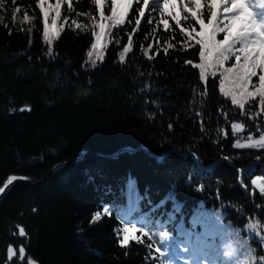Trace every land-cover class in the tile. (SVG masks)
Returning <instances> with one entry per match:
<instances>
[{
	"label": "trees",
	"instance_id": "16d2710c",
	"mask_svg": "<svg viewBox=\"0 0 264 264\" xmlns=\"http://www.w3.org/2000/svg\"><path fill=\"white\" fill-rule=\"evenodd\" d=\"M208 3L202 1L205 20ZM37 4H0V186L9 176L40 177L14 183L0 198V264H211L216 251L197 250L195 236L186 232L207 228L212 217L219 218L226 241L218 234L208 243L235 249L233 264H258L264 258V194L252 181L264 183V149L233 147L249 134L264 135L258 102L246 105L245 115L220 93L218 73L201 81L194 67L199 45L186 40L169 16L164 28L155 0L143 17L137 11L142 1L133 0L95 65L87 58L94 40L89 18L98 7L93 0H62L60 23L67 18L68 24L50 46ZM178 12L180 27L194 28L195 37L199 25ZM73 19L85 27L71 25ZM129 34L133 49L122 63L119 52ZM149 46L152 59L144 54ZM121 148L132 150L111 157ZM80 149H86L82 158L71 162ZM170 149L193 152L203 166L176 151L162 162L148 154ZM140 198L152 231L172 236L161 243L157 237L151 247L142 237L143 243L121 248L124 222L117 212ZM9 246L15 255L8 260ZM18 246L25 249L21 261Z\"/></svg>",
	"mask_w": 264,
	"mask_h": 264
},
{
	"label": "snow or ice",
	"instance_id": "6c2138e0",
	"mask_svg": "<svg viewBox=\"0 0 264 264\" xmlns=\"http://www.w3.org/2000/svg\"><path fill=\"white\" fill-rule=\"evenodd\" d=\"M135 2L141 4V0H135ZM61 3L62 0H56L53 6L47 3V0H38L37 7L43 16V40L49 46L60 36L64 26L68 24L67 18L64 19L63 23H60ZM93 3L103 9L104 0H93ZM0 4H3V0H0ZM218 4L223 7V20H220L219 17ZM229 4L231 6H228ZM132 6L133 0H123L122 4L118 3L117 0H111L110 15L106 16L105 12L101 10L99 12V20H95L92 17L89 18L93 20L91 28L94 41L91 43V50L87 55L93 65L98 60L103 59L106 45L113 41L112 29L124 24L129 9ZM256 6L246 4L245 0H210L207 5L208 16L206 20L202 15L201 9L203 5L201 0H190L189 3L184 4H180L179 0H163L160 8V17L162 18L160 22L165 29L168 28L169 24L168 20L163 19V17L169 16L175 21L176 26L180 28L186 40L194 39L195 43L199 45L200 63L194 65V67L199 69L200 80L206 81L209 76H215L218 73L220 93L224 98L230 100L231 105L237 106L245 115L247 114L246 105H251L252 102H258L259 111L264 112V18H262L264 17V12L261 15H256L253 11H250V9H254ZM258 6L264 9V0H261ZM146 7H148V0H142V6L137 9L140 17L145 15ZM177 7H180L181 11L186 14L183 19L187 20L190 18L199 25L200 30L196 32L195 37L193 36L194 28L186 30L184 27H180L181 12H175ZM19 11L18 7L14 9L13 19H15V13ZM68 11H73L71 3L68 4ZM174 12L175 14H173ZM50 14L54 15L50 16ZM23 19L24 21H29L30 17L27 12L24 13ZM147 22L149 24L153 23L151 19ZM140 24L141 20L137 18L135 25L139 26ZM71 25H74L76 28L85 27V25H81L75 19L71 21ZM220 34H222V39L218 38ZM115 43L120 44V40L117 39ZM171 47L172 45L168 44L164 48L165 53ZM132 49L133 38L129 34L127 43L124 44L122 51L119 52L120 62H124L125 57ZM150 51L151 47L149 46L144 54L149 59H152L149 56ZM49 53L51 54V47H49ZM230 61L231 64L229 65ZM24 110L21 109V111ZM232 129L234 131L241 130L242 125L232 124ZM247 141V143H241L237 140L233 144V147L236 149H264V135H261L256 140L249 135ZM124 151H128V149L125 148ZM165 159H167V156L161 155L158 157V162H162ZM224 159H228V157ZM15 179L16 177H11L8 183L3 188H0V193ZM252 183L257 184L260 182L254 180ZM259 191L261 194H264V183H260ZM141 199L137 202L126 204L124 208L117 212V215L124 222V226L119 230L122 233V238L118 241L121 248L128 247L130 242L133 241L143 243L142 237L148 238L149 247L152 246V242L157 237L159 241H165L170 238L167 231H152V228L155 226L153 220L149 215L141 214ZM103 210L105 213L110 211L107 207ZM98 216L99 213L97 214ZM198 228L200 229L199 232H193L191 229L186 232L190 238L195 236L197 250L209 249L216 251L217 258L213 259L211 264H233L236 253L235 249L225 248L215 250L208 243L210 239H213L221 232L219 218L212 217V223L207 228L204 226ZM19 231L20 235L23 236L25 230L21 228ZM137 232L141 233V236H137ZM236 235L238 236L239 233H236ZM259 239L264 241V235H259ZM24 252V248L19 249L21 256H23ZM8 253L9 256L12 255L11 248L8 249ZM163 255L164 253L161 251V256ZM28 264H31V261ZM160 264H167V262L161 260ZM185 264H188V262L185 261ZM243 264H249V261L245 259ZM258 264H264V258H261Z\"/></svg>",
	"mask_w": 264,
	"mask_h": 264
},
{
	"label": "rangeland",
	"instance_id": "374dc122",
	"mask_svg": "<svg viewBox=\"0 0 264 264\" xmlns=\"http://www.w3.org/2000/svg\"><path fill=\"white\" fill-rule=\"evenodd\" d=\"M142 1V0H141ZM150 0H148V2H149ZM155 1H157L158 2V4H159V6H160V8H161V6H162V3H163V0H155ZM190 0H179V3L180 4H184V3H187V2H189ZM202 1L203 0H201V3H202ZM208 2H210V0H207ZM117 2L118 3H120V4H122L123 3V0H117ZM261 2V0H245V3L246 4H253V5H257L254 9H250V11H253L254 12V14H256V15H261V13H260V7L258 6L259 5V3ZM47 3H48V0H47ZM110 5H111V0H104V6H103V9H101V8H99V7H97V11H96V16H95V20H99V12L101 11V10H103L104 11V8H106V12H105V15L107 16V15H110ZM228 6H231L230 4L228 5ZM217 8H218V13H219V17H220V20H223V7H221L220 6V4H218V6H217ZM178 9H179V7H177V9L175 10V12H178ZM171 10V9H170ZM175 12L173 13V14H175ZM54 15V14H53ZM262 18H264V17H262ZM98 30V29H97ZM94 41V40H93ZM90 50H91V48H90ZM89 50V51H90ZM87 58H88V55H87ZM88 61H89V63H91V61L89 60V58H88ZM249 135H254V134H249ZM248 135V136H249ZM247 136V137H248ZM247 137L246 138H242V139H239V141L241 142V143H247L248 141H247ZM253 137V139L254 140H256V139H259L260 138V136L259 137H254V136H252ZM140 149H141V146L139 147ZM122 149V148H121ZM125 149V148H124ZM128 149V151H131L132 149L131 148H127ZM170 150H172V149H170ZM124 151V150H123ZM178 150H176V152H177ZM179 151H188V150H179ZM86 152V149H80V150H78V154H77V156L74 158V159H72L71 160V162H75V161H77V160H75V159H77L78 157V160H80L81 158H82V156H83V154ZM118 152V150L111 156V157H114V155L116 154ZM122 152V151H121ZM146 152V151H145ZM164 152V151H163ZM163 152H161L160 154H162ZM173 152V151H172ZM190 152V151H189ZM80 153H82V156L80 155ZM120 153V152H119ZM118 153V154H119ZM179 153V152H178ZM150 156H153V157H160V156H157V155H159V154H157V155H154V154H151V153H148ZM170 154V153H169ZM182 154V153H181ZM165 155H168V154H165ZM183 155H185V154H183ZM185 156H189V155H185ZM192 157V156H191ZM193 158V157H192ZM214 163H216V162H214ZM256 164V163H255ZM200 165V164H199ZM206 166H208V165H206ZM207 169H209V168H207ZM241 169H244L243 171H245V168H241ZM247 169V168H246ZM240 171V170H239ZM242 171V172H243ZM241 172V171H240ZM256 181H258V182H260L261 183V181L258 179V178H256L255 179ZM260 183H257L256 185L258 186V187H260ZM135 202H137V201H135ZM119 238H122V236H120ZM240 244H241V242H239ZM211 263V262H210Z\"/></svg>",
	"mask_w": 264,
	"mask_h": 264
},
{
	"label": "water",
	"instance_id": "95a60500",
	"mask_svg": "<svg viewBox=\"0 0 264 264\" xmlns=\"http://www.w3.org/2000/svg\"><path fill=\"white\" fill-rule=\"evenodd\" d=\"M141 149H142L143 151H146L145 148H143V147H141ZM123 150H124V148L119 149L118 152H117L114 156H116L119 152H121V151H123ZM172 151H176V150H166V151H164L162 154H159V155H157V156H161V155L169 154V153L172 152ZM177 152L182 153V154H185V155L192 156L193 159H194L198 164H200L201 166H203V164L201 163L200 159H199V158L196 156V154H194L193 152H189V151H179V150H178ZM80 155L82 156V153H80ZM78 158H79V157H78ZM78 158L75 159V160H78ZM214 165H215V163H212V164H210V165H208V166H205V165H204V167H205V168H211V167H213ZM57 168H58V166L54 167V168L52 169V171L56 170ZM239 170L242 172L244 169H239ZM11 177H16V179H15L10 185H8L7 188H8L9 186L13 185V184L16 183V182L33 183V182L37 181L38 179H40V177H39V178H35V179H31V178H26V177H23V176H9V177L5 180V182L0 186V188H3V187L8 183V180H9ZM7 188H6V189H7ZM6 189H5V190H6ZM5 190H4V191H5ZM4 191H3L2 193H0V198H1V196L3 195ZM20 229H21V227H18V229H17V231H18V235H19L20 237H24V235H23V236L20 235V231H19ZM9 248L12 249V255H11V256H9V253H8V249H9ZM20 248H22V246H18V248H17V253H18V256H19V261H21V260L24 258V256H25V254H23V256L20 255V253H19V249H20ZM14 255H15L14 248H13L12 246H9V247L7 248V259L9 260V259H10L11 257H13ZM31 264H35V263H31Z\"/></svg>",
	"mask_w": 264,
	"mask_h": 264
},
{
	"label": "bare ground",
	"instance_id": "6f19581e",
	"mask_svg": "<svg viewBox=\"0 0 264 264\" xmlns=\"http://www.w3.org/2000/svg\"><path fill=\"white\" fill-rule=\"evenodd\" d=\"M152 207H153V205L151 206V208H152ZM152 209H153V208H152ZM148 212H149V211H148ZM154 218H155V217H154ZM117 220H118V218H117ZM120 220H121V219H120ZM118 221H119V220H118ZM120 222H121V221H120ZM121 224H123V223L121 222ZM170 233H171V232H170ZM170 233H169V234H170ZM174 233H175V232H174ZM224 234H225V233H224ZM170 235L172 236V233H171ZM217 235H218V234H217ZM226 235H227V234H226ZM226 235H225V236H226ZM218 236L221 238L222 241L225 240L222 234H221V236H220V234H219ZM218 236H217V237H218ZM219 237H218V238H219ZM222 237H223V239H222ZM226 237H227V236H226ZM173 238H174V237H173ZM214 238H216V237H214ZM214 238H213V240H214ZM220 238H219V239H220ZM191 239H192V238H191ZM210 240H211V239H210ZM168 241H169V240H168ZM190 241H191V240H190ZM190 241H189V242H190ZM225 241H226V240H225ZM208 242H209V241H208ZM211 242H212V241H211ZM216 242H217V241H216ZM223 242H224V241H223ZM159 243H161V242L159 241ZM191 243H192V242H191ZM214 243H215V241H214L213 243H211V244H214ZM224 243H225V242H224ZM163 244H164V243H163ZM185 244H186V243H185ZM189 244H190V243H189ZM214 245H215V244H214ZM216 245H219V241H218V244L216 243ZM216 245H215L214 248L218 247L217 249H219V246H216ZM221 245H222V244H221ZM188 246H189V245H188ZM193 249H194V248H193ZM192 252H193V254H194V251H192ZM196 253H197V252H196ZM212 255H213V254H212ZM196 256H197V255H196Z\"/></svg>",
	"mask_w": 264,
	"mask_h": 264
}]
</instances>
